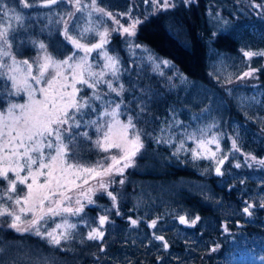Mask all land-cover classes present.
<instances>
[{
	"label": "snow or ice",
	"instance_id": "1",
	"mask_svg": "<svg viewBox=\"0 0 264 264\" xmlns=\"http://www.w3.org/2000/svg\"><path fill=\"white\" fill-rule=\"evenodd\" d=\"M183 2L191 4L195 0ZM143 3L149 4L153 13L176 7L173 0H143ZM61 6L65 10L56 11ZM250 6L258 16L264 17V0H250ZM37 8L49 10L44 18L56 26L65 53L56 55L49 51V44L25 35L30 27L26 21L33 17L26 16L21 10ZM40 18L37 13L35 19ZM214 18L219 20V14ZM108 21H111V27ZM142 22L133 15L132 7L124 12H114L103 6L102 0H12L11 3L0 0V81H3L0 92L7 97H20L22 93L27 97L23 103L9 99L6 106L0 108V231L6 227L20 236L39 237L62 252L73 251L69 246L72 241L81 245L86 241L98 242L99 252L106 251L102 242L105 240V226L114 224L110 215H123L119 210L120 193L114 186L117 183L124 185L125 180L116 178L123 177L126 169L135 167L136 158L142 155L144 137L151 134L139 128L138 124L149 111L151 97L158 95L152 92L151 87H141V94L136 97L139 80L133 82L131 76L129 87L125 86L122 78L132 69L123 64L115 48L109 47L112 35H120L133 56L139 49L141 63L149 65L158 76L171 81L172 77L164 71L170 69L177 72L181 82H187L171 61L162 59L133 39L137 35V26ZM25 45L36 49V55L19 58V49ZM239 51L241 58H247L249 62L253 57H264V49L241 48ZM132 63L136 64V61ZM246 66L248 70L237 75V80L256 78L255 74L261 71V68H253L251 63ZM216 79L220 82L219 76ZM223 83L232 84V75L227 76ZM128 92L133 93L135 112L126 99ZM202 111L208 112L209 108ZM260 120L264 123V118ZM173 121V124L165 121L167 127L159 129L160 135L153 137L155 142L171 144L172 128L184 127L173 155L178 156L182 150L190 151L193 161H212L218 176L224 175L222 166L229 161V155L241 152L236 137H230L231 147L222 150L220 139L226 134L221 132L209 136L213 128L219 127L215 122L188 131L182 122L174 117ZM87 129L94 131L90 133ZM166 134L169 139H164ZM185 140L193 141L195 148L186 149ZM210 145H215V151ZM93 151L107 155L91 164L75 160L78 152ZM218 152L222 154L217 156ZM242 154L248 167L253 164L264 167V158L252 153ZM241 166L239 162L234 165L236 168ZM90 181L94 183L89 184ZM97 193L106 195L111 205L103 209L104 214L85 219V209L88 205H96L93 197ZM256 208L264 209V197L245 201L241 211L251 217ZM55 217H60L61 222L49 229L48 220ZM71 217L79 220L74 222ZM177 218L180 224L189 227H195L201 219L199 215L189 218L187 214ZM160 219H151L147 227L156 229ZM128 221L131 227H138L141 223L140 219L131 216ZM81 223L85 232L78 228ZM224 230L228 231L226 224ZM152 239L160 241L165 250L169 248L163 235L153 232ZM92 255L96 256V253ZM21 260L41 264L40 258L33 261L13 241L0 236V264H19ZM43 264L52 262L45 257Z\"/></svg>",
	"mask_w": 264,
	"mask_h": 264
},
{
	"label": "trees",
	"instance_id": "2",
	"mask_svg": "<svg viewBox=\"0 0 264 264\" xmlns=\"http://www.w3.org/2000/svg\"><path fill=\"white\" fill-rule=\"evenodd\" d=\"M175 4L176 7L167 11L153 13L143 0H102V5L111 11L124 12L132 7L133 15L141 17L150 12L148 21L141 25L133 39L162 59L171 61L187 82H181L177 72L170 69L164 71L172 77L171 81L158 76L149 65L141 63L140 53L132 56L136 64L131 65L129 50L121 36L112 37L109 47L115 48L123 64L132 69L122 78L125 86L129 87L131 76V81L139 80L136 97L140 96L141 87H151L152 92L158 94L151 97L149 111L138 124L151 135L144 137L142 155L128 171L125 185L117 190L123 215H110L114 224L106 228L102 242L105 252H99L98 242L90 241L87 245L71 247L73 251L62 252L39 237L2 230L5 237L15 235L13 240H21L25 253L33 261L38 252H45L47 255L56 253L62 264H243L245 259L264 264L261 259L264 257V209L256 208L251 217L241 211L245 201L264 197V167L255 164L248 167L242 154L264 155V123L260 120L264 118V57H253L249 62L241 58L239 51L241 48L264 49V17L251 8L250 0H198L192 5L178 0ZM64 10V6L56 9ZM218 10L223 17L214 22L211 12ZM45 22L48 30L56 31V26L49 24L47 18ZM55 33L53 44L52 37L44 42L59 55L66 49L60 44L62 37ZM32 49L30 45L20 48L19 58L35 56L36 51ZM247 63L261 71L254 80L240 84L242 80L235 77L248 70ZM230 74L233 83L225 85L223 81ZM125 96L135 112L133 93ZM6 97L0 92V103ZM206 107L209 111H202ZM173 117L188 131L215 122L219 127L213 128L209 136L225 133L220 139L224 150L231 147L230 137L237 138L241 152L229 156V161L222 166L223 176L216 175L212 161H193L190 151L182 150L178 156L173 155L184 127L172 128L171 144L155 142L153 137L160 135L161 127L173 124ZM164 139H169V135ZM185 148L193 149L195 143L185 140ZM237 162L241 163L240 168L234 167ZM97 198L107 201L105 204L110 207L106 195L98 193ZM87 211L89 219L98 217L96 207ZM185 214L189 218L199 215L201 219L195 227H189L180 224L177 218ZM129 216L140 219L138 227L129 225ZM156 217H161L157 228L147 227ZM225 224L228 231L224 230ZM153 232L165 237L169 243L167 250L160 241L152 239ZM2 233L0 231L3 237ZM213 248L217 250L212 251ZM22 264L30 262L23 260Z\"/></svg>",
	"mask_w": 264,
	"mask_h": 264
},
{
	"label": "rangeland",
	"instance_id": "3",
	"mask_svg": "<svg viewBox=\"0 0 264 264\" xmlns=\"http://www.w3.org/2000/svg\"><path fill=\"white\" fill-rule=\"evenodd\" d=\"M178 0H173V2L174 3H176ZM240 1H242V0H239V2ZM12 2V0H9V3H11ZM182 2H183V0H182ZM195 2H198V0H195ZM184 3V2H183ZM193 3H191V4H186V5H192ZM40 10V9H39ZM21 11H23L24 13H25V15L26 16H31V17H33V19H30V20H27L26 21V23L28 24V25H30V27H29V32L27 33V34H25V35H30L31 37H38L39 39H41L42 41H46V39H50L51 37H52V43L51 44H53V42L55 41V35H56V31L55 30H53V31H49L46 27H45V25H46V22H45V19L46 18H44V14L45 13H48V9H42V11L40 12L39 11V14L41 15V18L39 19V20H37V19H35V17H36V15H37V10L36 9H22ZM115 12V11H114ZM151 12H153V9H152V11ZM159 12V11H158ZM150 13V12H149ZM147 14V16H143V17H141V16H139V15H134V16H136V17H138L139 19H141L143 22L140 24V25H138L137 26V31L140 29V27H141V25L142 24H144L145 22H147L148 21V17L151 15V14ZM155 13H157V12H155ZM217 14H219V17H220V19L219 20H221L222 19V17H223V15H222V11L221 10H218V11H216V12H211V19L214 21V22H217L218 21V19H215L214 17L217 15ZM79 15V14H78ZM54 17V16H53ZM121 21L122 22H124V18H121ZM109 23H111V21H108V24ZM31 25H34V27H31ZM41 29H43V31H41ZM115 35V33L112 35V37ZM118 35V34H117ZM122 38V37H121ZM123 39V38H122ZM28 46V45H27ZM33 51H36V49H32ZM49 51H51V45H49ZM136 51V55L137 54H139L140 53V50L139 49H136L135 50ZM61 53H63V52H61ZM133 55H132V53L130 52V51H128V58H129V60H130V63H131V65H135V64H133L132 63V61L134 60V58L132 57ZM255 75H257V73L255 74ZM256 78H257V76H256ZM255 78H246V79H244V80H242L241 82H240V84L242 83V84H245L246 82H248V81H250V80H254ZM1 83H3V81H1ZM85 91H89V90H85ZM9 99H11L12 101H14V102H18V103H23V102H25V100L27 99V97L22 93L21 94V96L20 97H6L5 99H4V101H3V103H0V108H3V107H5L6 106V104H7V101L9 100ZM92 118H95L94 116L92 117ZM86 119H87V117H86ZM122 119H123V117H122ZM220 146H221V149L222 150H224L223 149V146H222V140H220ZM209 147H211L212 149H213V151H215V145H210ZM222 153H217V156H220ZM101 155H102V157L103 156H105V155H107L106 153H96V152H85V153H81V152H78L77 153V155H76V157H75V160H77V161H79V162H81V163H85V164H91V163H94L96 160H98V159H100V157H101ZM232 155V154H231ZM230 156V155H229ZM258 158H264V155H256ZM137 159V158H136ZM245 159V158H244ZM248 163H252L251 161H249ZM131 168H128V169H126L125 170V174H124V176L123 177H117L116 179L117 180H119V179H121V178H123L124 180H125V183H126V180H127V173H128V171L130 170ZM94 183V181H90L89 182V184H93ZM125 185V184H124ZM123 186V185H122ZM121 185H119L118 183L114 186L115 187V189H116V192H117V190H119L121 187H122ZM88 187V185H85V188H87ZM109 190H111V189H109ZM98 194V193H97ZM97 194L93 197L94 199H96V205H88L87 207H86V209H85V212H86V215H85V219H89L90 218V215H89V213H88V208H90V207H96V213H97V216H99L100 214H104L103 213V209L104 208H106V207H108L105 203H107V201H104V202H102L100 199H98L97 198ZM108 199V198H107ZM109 200V199H108ZM109 202H110V205H111V201L109 200ZM97 205H99V207H97ZM72 221H77V220H79V218L78 217H71L70 218ZM53 220L55 221V222H53ZM59 222H61V219H60V217H55V218H53V219H50V220H48V224H47V227L49 228V229H51V228H54L55 227V223H59ZM197 225V224H196ZM94 226V225H93ZM78 228H79V230L81 231V232H85L86 231V229H85V227H84V225L81 223V224H79L78 225ZM106 228H107V225L105 226V232H106ZM7 228L6 227H4L2 230H6ZM9 230V229H8ZM1 233H2V231H1ZM3 234V237L5 238V239H8V240H10V241H13L14 242V244L17 246V247H20L21 249H22V252L23 253H25V246H24V244H23V242L21 241V240H13V238H14V236L15 235H12L11 237H9V238H7V237H5V235H4V233H2ZM31 237H33V235H31ZM79 239V238H78ZM88 244V241H86L85 242V244L84 245H87ZM48 245V244H47ZM77 245L78 246H83V245H81V244H79L78 242H76V241H72L71 242V244L69 245L70 247H72V248H74V247H77ZM50 246V245H49ZM57 249V248H56ZM39 251L41 250L40 248L38 249ZM48 258V260L50 261V262H52V264H59V263H61L62 264V261H61V258H59V257H57V255H56V253L55 254H50V255H47V253H45V252H38V254H37V258H40V260H41V264H43V258ZM22 261L23 260H21L20 262H19V264H22ZM243 264H259V263H257L256 261H253V260H249V259H245L244 261H243Z\"/></svg>",
	"mask_w": 264,
	"mask_h": 264
}]
</instances>
